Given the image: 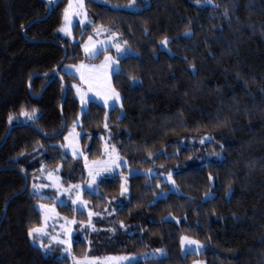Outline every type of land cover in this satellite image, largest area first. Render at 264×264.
<instances>
[{"label": "trees", "instance_id": "trees-1", "mask_svg": "<svg viewBox=\"0 0 264 264\" xmlns=\"http://www.w3.org/2000/svg\"><path fill=\"white\" fill-rule=\"evenodd\" d=\"M108 1L86 0L94 24L85 31L77 25L68 37L59 31L68 0H0V264H72L27 235L43 222L37 203L55 200L33 195L42 167L20 158L40 148L42 164L59 166L64 184L87 179L84 160L60 144L81 109L72 87L79 77L63 67L86 59L83 43L100 24L138 55L121 59L113 77L122 107L91 101L81 142L92 141L87 153L96 159L108 139L130 167L151 170L129 179L124 201L118 176L101 180L96 194L85 192L91 206L99 198L122 202L108 225L97 220L114 229L105 244L118 254L167 253L132 264H264V0H137L145 4L138 10L120 7L133 0ZM32 109L37 119L24 121L21 111ZM64 121L66 132L54 138ZM205 137L212 139L201 143ZM169 172L179 191L155 199L170 190ZM55 205L67 217L84 214ZM184 236L204 250L183 254ZM99 250L73 244L76 256Z\"/></svg>", "mask_w": 264, "mask_h": 264}, {"label": "rangeland", "instance_id": "rangeland-1", "mask_svg": "<svg viewBox=\"0 0 264 264\" xmlns=\"http://www.w3.org/2000/svg\"><path fill=\"white\" fill-rule=\"evenodd\" d=\"M54 3H57L59 0H51ZM99 2H102L104 4L110 5V2L108 0H97ZM137 0H133L131 4H134L133 7H128V4H124L123 6H120L125 9L129 10H138L141 9L145 6L144 3H137ZM70 3V0H68V3L65 7V9L68 8ZM76 4L77 0H72V9L70 10V15L67 21L64 19V23L62 25L70 29L71 35H67L64 32H61L63 35L68 36V37H73L74 36V30L76 29L77 25L80 26L81 31H85L88 29L92 24H94V16L89 12L87 6H86V0H84V10L87 13V19H85L83 16L76 15ZM81 20H83V23H81ZM89 21L91 23L89 24ZM94 29H100L99 35H97L96 31ZM113 31H111V28L108 26L104 25H96L93 27L92 32L90 35L87 36L86 40L84 41L83 45L86 43H89L88 37L91 36L93 42L96 44V48L101 47V42H104L108 45L107 50L103 52V54L95 57V58H90L88 54L84 52L86 55V59L82 62L79 63H67L63 67V72H70L71 74H74L75 76L79 77V81L75 83L76 87V92L77 89L80 90V93L85 94V101L86 103L81 102V97L80 94L77 92V96L80 100L81 103V109L79 113V124L75 127V130L73 132V124L69 127L67 133L64 136V142L60 143L63 146V149L65 151V154L71 155L76 158H82L85 162V167L87 171V179L85 181H82L80 183H73L72 185L79 184L80 185V196L83 201H86V206L81 208L79 204L73 205L71 203V198H74L75 192L74 191H69L65 192L63 189L68 188L69 184H64L62 181V178L60 176V171L59 169H53V168H48L44 166L41 162L42 160V150L38 148L35 153L31 154H25L21 156L20 161L21 163L29 167L31 165H38L42 167L41 172L36 174L33 179H32V185L37 184V185H47V187H42L40 188V196L43 197H52L55 200L54 204H50L49 202L45 201H39L37 203V209L40 210L43 214H45V210L40 209L39 205L40 204H45L49 206L50 208L55 209V213L50 216V218L47 220V228L46 231L48 232L49 235H59L61 239H64V232L63 228H61V225H64L67 228L71 229V233L69 235V239L71 242V253L72 256L76 257L77 259H83L85 257L88 258H98L99 264H129V261L127 260H120L118 259L119 257H135V260L132 261V263L138 261V260H144L147 258L151 257H163L166 256V251L163 248H160L164 251V255H161L158 252H155V250L148 251V252H143V253H132V254H118L111 250L108 245H106V241L113 238V233L114 231L111 230V228H105L102 223L100 227L99 224H97V220L99 219L101 222L102 220L107 223V225L112 221V216L116 212V209L122 205V202L119 200H109L106 204H101L103 201L102 198H99L97 201V204L94 206H91V200H88L84 197L85 192H90L92 194L98 193V184L101 180L106 179V178H112L114 176H118L122 180V185L127 188V192L122 195V200L124 201V197H127L129 195V179L134 175L138 173H150V171L146 170H141L138 168H133L128 165V162L126 158L122 157L117 148L116 153H112V147L114 146L111 144L108 139H105L104 142V147H103V155L99 158L96 159H91L88 156V148L91 146L92 141L89 140L87 146H83L81 142V135H82V130L80 128L81 122H82V115L85 112V110L88 107V104L91 101H97L98 103L102 104L104 107H106L108 110L114 108L115 106L121 107L122 104V95L121 93L114 87L113 83V77L116 73L120 71V61L121 59L125 58L122 57L116 50L115 47H112L113 44H119L121 45V49H131V53L128 54L127 56L131 55H138V52L133 49L131 46H129L126 42V40L119 34L118 32L114 37H112L111 40H109V37ZM167 44V43H166ZM166 44L161 43V48L167 49ZM83 48V46H82ZM84 51V50H83ZM105 55L110 56L113 58V61L115 63L110 64V66L107 69V75L106 77L100 76V78H96V70L92 69L91 66L93 65H101L104 63V57ZM126 56V57H127ZM84 64L89 66L88 68L80 69V71H77L78 68H80V65ZM117 69L119 70L117 72ZM103 70H101L102 72ZM81 73L85 76V78L88 80V83H85L84 80H81ZM109 85L111 88L115 89L117 93L120 95V100L119 102L113 104V100L109 99L108 100V106H105L104 104V96L105 94L109 93ZM83 109V110H82ZM122 112V111H121ZM39 115V112L36 110V116ZM122 115V114H121ZM24 121L29 122L30 119H28L26 116L23 117ZM65 137H68L67 140H65ZM209 139H206V137L203 139V143H206ZM69 145H74L76 147V150L78 153H83V155H73V148L70 147ZM41 153V155H40ZM118 155L119 157L122 158V160H118L116 163L119 164V167H117L115 164L111 163V160L115 158V156ZM93 161H98L99 163L94 164ZM122 161H126L127 163H123ZM87 165V166H86ZM92 171H99V175L96 177V182L90 186H88V180L90 179L89 177V170ZM52 173V177L56 178L58 177V181H56L60 185V191L57 193V189L53 187V179H49V173ZM166 181H168L171 186L169 191H160L155 199L161 198V197H166L170 191H179L178 187L176 184H173L172 177L171 180L168 179V176L165 178ZM33 192L35 191L32 188ZM210 195H207V198H210L214 195L212 191L209 193ZM206 198V195H205ZM100 203V204H99ZM55 204H70L72 205L77 211L83 212V215L80 216H75L73 218L64 216L60 214L56 208ZM92 212L94 215L91 217V223L94 225L96 230H93L92 228H89L88 226V220L89 216L88 213ZM99 215H95V214ZM168 218H172V216H169ZM67 220H75L76 223L73 224H67ZM83 223V226L81 224ZM105 229H108V232L105 231ZM94 235V238L92 236ZM184 237H189L193 240H196L199 242L200 247H197V245H188L187 242L185 241L184 244L182 245V251L183 254H187L189 252H202L205 248V244L193 237L190 236H184ZM32 240V239H31ZM76 240H81V241H86L91 248L98 247L100 248L99 252L94 253V254H86L85 256H76L73 252V244ZM33 241V240H32ZM34 243V242H33ZM44 243L48 244L49 240L47 237L44 238ZM39 246L38 243H35ZM40 247V246H39ZM62 245L56 244L55 242H52L51 244V251H46L45 249H42L45 253L52 255L57 258H70L72 260V264H74V261L72 259V256H69L67 252L63 251ZM189 248L194 249V251H188ZM114 258L111 260H108L107 258ZM194 264H205V261L203 260H197Z\"/></svg>", "mask_w": 264, "mask_h": 264}, {"label": "snow or ice", "instance_id": "snow-or-ice-1", "mask_svg": "<svg viewBox=\"0 0 264 264\" xmlns=\"http://www.w3.org/2000/svg\"><path fill=\"white\" fill-rule=\"evenodd\" d=\"M134 4H129L128 7H133ZM73 5H72V0H70L69 6L67 9H65V13H64V19L65 21L68 20L69 15H70V10L72 9ZM76 15H80L83 16L85 19H87V13L84 10V0H77V4H76ZM227 14V13H225ZM81 23H83V20H81ZM91 23V21H89V24ZM59 31L66 33L67 35H71L70 29L67 27V25L61 27L59 29ZM94 31H96L97 35H99V31L100 29H94ZM186 35H189L190 32L186 31L185 33ZM116 35V33H112L111 36L109 37V40L112 39V37H114ZM88 41L89 43H86L83 45V50L86 54L89 55L90 58H95L101 54H103V52H105L107 50L108 45L104 42H101V47L100 48H96V44L93 42L92 37L89 36L88 37ZM127 43V42H125ZM163 44L167 43V38L164 39V41H162ZM112 47H115L117 52L122 56V57H126L128 54L131 53V49H121V45L119 44H113ZM115 63V61H113V58L110 56L105 55L104 57V63H102L101 65H93L91 66L92 69L96 70V78H100V76H104L106 77L107 75V69L110 66V64ZM89 66L81 64L80 68L77 69V71H80V69H84V68H88ZM101 70H103L101 72ZM119 70L117 69V72ZM129 79H132L133 81L136 80V78L134 77H129ZM81 80H84L85 83H88V80L85 78V76L83 75V73H81ZM72 87H75V85H72ZM77 92L80 94L81 97V102L82 103H86L85 101V94L84 93H80V90L77 89ZM112 99L113 100V104L119 102L120 100V95L119 93H117L115 91V89L111 88V86L109 85V93L105 94L104 96V104L105 106H108V100ZM122 107V105H121ZM83 110V109H82ZM20 115L26 116L28 119L30 120H35L37 119L36 117V109H32L30 112L28 111H21ZM9 121H11L13 119L12 115H9ZM79 124V117H77V120L73 122V132L75 130V127ZM105 128L108 127L107 123H105L104 125ZM68 137H65V140H67ZM206 139H212L211 137H206ZM201 143H203V139L201 140ZM70 147L73 148V155H83V153H78L76 150V147L74 145H69ZM112 153L115 154L116 153V149L115 146L112 147ZM149 155H151V153H149ZM118 160H122L121 157H119L118 155L115 156L114 159L111 160L112 164H115L117 167H119V164H117L116 162ZM123 163H127L126 161H122ZM94 164L99 163L98 161H93ZM87 166V165H86ZM59 168V166H57V169ZM151 171V170H149ZM97 175H99V171H92L91 169L89 170V177L90 179L88 180V186L94 184L96 182V177ZM49 179H53V187H55L57 189V193H59L60 191V185L56 182L58 181V177L53 178L52 177V173H49ZM168 179L171 180V172L168 173ZM212 177L211 175L209 176V180H211ZM173 184H175V181H171ZM42 187H47V185H37V184H33L32 188L35 190L33 195H40V188ZM80 185L76 184V185H72L69 184L68 188L63 189V191L65 192H69V191H74L75 195L74 198H71V203L73 205H77L79 204V206L81 208H83L84 206H86V201H83L81 199L80 196ZM127 192V188L124 187L123 185L121 186V195H123L124 193ZM207 195L210 194H206V198ZM41 198H44L43 196ZM51 198V197H48ZM40 209L45 210V214H44V218H43V222L39 225V226H31L28 228L27 230V235L29 236V238H31L33 240L34 243H38L40 248L45 249L46 251H51V244L52 242H55L56 244L62 245L63 247V251L67 252L69 256H72L71 253V242L70 239L68 238L70 233H71V229L65 227L64 225H61V228H63V232H64V239H61L59 235H49L48 232L46 231L47 228V220L50 218L51 215H53L55 213V209L54 208H50L49 206L45 205V204H40L39 205ZM94 215V213L89 212L88 216H89V220H88V226L89 228H92L93 230H96L94 225L91 223V217ZM95 215H99L98 213ZM67 224H73L76 223L75 220H67L66 221ZM120 224V227H124L123 222L119 221L118 222ZM81 226H83V223L81 224ZM112 231H114V229H111ZM47 237L49 240L48 244L44 243V238ZM187 242L188 245H197V247H200L199 242L196 240H193L189 237H181V243L182 245L184 244V242ZM188 251H194V249L189 248ZM155 252L160 253L161 255H164V251L162 249H156ZM72 259L74 261V264H99V260L98 258H88L85 257L83 259H77L76 257L72 256ZM108 260L114 259V258H107ZM118 259L120 260H127L129 261V264H132V261L135 260V257H119Z\"/></svg>", "mask_w": 264, "mask_h": 264}, {"label": "water", "instance_id": "water-1", "mask_svg": "<svg viewBox=\"0 0 264 264\" xmlns=\"http://www.w3.org/2000/svg\"><path fill=\"white\" fill-rule=\"evenodd\" d=\"M51 9H52V7H51ZM66 56H67V54H65L64 59H63V60L61 61V63L56 67V69H55L56 73H58V69H59V67L64 63ZM63 101H64V99H63ZM66 128H67V123L64 121V124H63V127H62L61 131H60L56 136H54V138H58V137L62 136V135L66 132ZM10 131H11V129H10L9 132L7 133V136H6L5 140H4V142L2 143V145L6 142L8 136H9V134H10ZM27 187H28V180H27V182H26V185H25L23 191L26 190ZM23 191H22V192H23ZM12 198H13V197H12Z\"/></svg>", "mask_w": 264, "mask_h": 264}, {"label": "crops", "instance_id": "crops-1", "mask_svg": "<svg viewBox=\"0 0 264 264\" xmlns=\"http://www.w3.org/2000/svg\"><path fill=\"white\" fill-rule=\"evenodd\" d=\"M65 73L71 74V73H70V72H68V71H67V72H65ZM73 75H74V74H73Z\"/></svg>", "mask_w": 264, "mask_h": 264}]
</instances>
